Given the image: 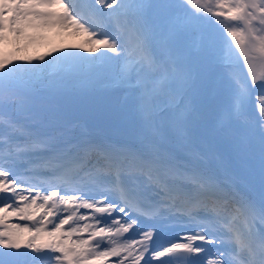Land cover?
<instances>
[{"label": "snow or ice", "instance_id": "6c2138e0", "mask_svg": "<svg viewBox=\"0 0 264 264\" xmlns=\"http://www.w3.org/2000/svg\"><path fill=\"white\" fill-rule=\"evenodd\" d=\"M7 43L0 264H264V0H0Z\"/></svg>", "mask_w": 264, "mask_h": 264}, {"label": "rangeland", "instance_id": "374dc122", "mask_svg": "<svg viewBox=\"0 0 264 264\" xmlns=\"http://www.w3.org/2000/svg\"><path fill=\"white\" fill-rule=\"evenodd\" d=\"M30 35L37 37L36 41L28 46V52L45 51L49 46H60L62 44H70L78 42V38L69 36L67 33L60 29H44V30H30ZM26 41H21L20 46L23 47ZM14 45L12 43L0 44V52H7L8 54H15ZM246 71V70H245ZM70 119L73 121H79L74 112L71 113ZM118 120L115 116H112V120L96 128L94 125H88L89 131L96 135H107L119 138L116 130ZM96 128V130H95ZM217 151L223 152L222 148H217ZM23 251V249H22Z\"/></svg>", "mask_w": 264, "mask_h": 264}, {"label": "water", "instance_id": "95a60500", "mask_svg": "<svg viewBox=\"0 0 264 264\" xmlns=\"http://www.w3.org/2000/svg\"><path fill=\"white\" fill-rule=\"evenodd\" d=\"M76 115L79 118L86 120L88 123H94L96 125H101L111 120V116L109 115L100 114L86 109H77Z\"/></svg>", "mask_w": 264, "mask_h": 264}, {"label": "bare ground", "instance_id": "6f19581e", "mask_svg": "<svg viewBox=\"0 0 264 264\" xmlns=\"http://www.w3.org/2000/svg\"><path fill=\"white\" fill-rule=\"evenodd\" d=\"M82 211H83V210H82ZM175 230L179 231V229H175Z\"/></svg>", "mask_w": 264, "mask_h": 264}]
</instances>
